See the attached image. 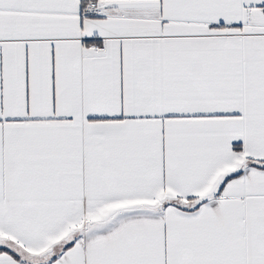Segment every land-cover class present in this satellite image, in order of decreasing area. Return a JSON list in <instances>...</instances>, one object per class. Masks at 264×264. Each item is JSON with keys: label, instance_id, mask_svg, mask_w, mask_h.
Instances as JSON below:
<instances>
[{"label": "snow or ice", "instance_id": "snow-or-ice-1", "mask_svg": "<svg viewBox=\"0 0 264 264\" xmlns=\"http://www.w3.org/2000/svg\"><path fill=\"white\" fill-rule=\"evenodd\" d=\"M0 264H264V0H0Z\"/></svg>", "mask_w": 264, "mask_h": 264}]
</instances>
